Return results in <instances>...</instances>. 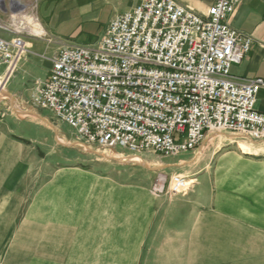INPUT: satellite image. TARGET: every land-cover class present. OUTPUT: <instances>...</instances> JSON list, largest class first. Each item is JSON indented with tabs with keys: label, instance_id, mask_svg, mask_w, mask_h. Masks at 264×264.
Returning <instances> with one entry per match:
<instances>
[{
	"label": "crops",
	"instance_id": "obj_1",
	"mask_svg": "<svg viewBox=\"0 0 264 264\" xmlns=\"http://www.w3.org/2000/svg\"><path fill=\"white\" fill-rule=\"evenodd\" d=\"M11 1L3 0L0 11L11 13ZM14 1L25 5L20 0ZM141 1L36 0L39 35L27 31L26 36H19L16 31L19 26L15 24V29L10 26L8 31L0 33L7 40L20 37L26 44L25 54L10 75L4 65L0 66V90H5L9 103L14 102L26 113L14 115L1 103L0 171L3 151L22 152L32 140L34 148L45 150V141L54 137L45 130V117L33 102L38 88L48 78L51 60L63 47L95 44L114 15L132 9ZM175 1L200 15L215 2ZM228 22L254 40L247 56L231 67L230 74L264 81V0H241ZM255 109L264 113V87L257 94ZM8 125H12L14 139L6 137L10 133ZM221 136L227 140L225 146L233 144L232 147L215 148L218 138H208L200 150L207 157L206 163L193 175L185 174L187 170L181 168L188 160H178L181 154L162 160L161 166L169 167V177L184 174L195 178L193 190L185 196H153L150 188L157 176L148 184L140 179L139 186L131 189L126 186L129 176L116 172L105 176L75 172L67 177L55 176L49 183L45 181V161H41L37 167L42 170L36 171L44 175L39 180L42 189L19 196L26 201L30 219L36 214L45 215L41 244L36 247L31 244L34 233L23 234L27 241L25 253L32 256L26 261L31 264H264V151L258 152L237 141L245 139ZM55 141L63 144L58 138ZM19 155L16 153L12 163L20 162ZM116 155L120 159L127 156ZM7 230L0 225V231ZM10 230L17 231L12 226ZM19 230L33 231L34 225L26 222ZM13 235L17 244V232ZM3 240L5 236L1 234L0 245ZM17 261L14 257L10 263Z\"/></svg>",
	"mask_w": 264,
	"mask_h": 264
},
{
	"label": "built area",
	"instance_id": "obj_2",
	"mask_svg": "<svg viewBox=\"0 0 264 264\" xmlns=\"http://www.w3.org/2000/svg\"><path fill=\"white\" fill-rule=\"evenodd\" d=\"M240 2L215 0L200 15L175 0H143L114 15L95 44L63 47L33 102L74 130L77 147H119L128 163L200 152L217 135L264 143V113L255 109L264 81L230 74L254 41L228 22ZM25 52L22 38L0 36L8 75ZM191 184L157 176L150 192L184 194Z\"/></svg>",
	"mask_w": 264,
	"mask_h": 264
},
{
	"label": "rangeland",
	"instance_id": "obj_3",
	"mask_svg": "<svg viewBox=\"0 0 264 264\" xmlns=\"http://www.w3.org/2000/svg\"><path fill=\"white\" fill-rule=\"evenodd\" d=\"M20 1L25 5H28V8L31 9L29 15L35 17L36 0ZM12 13L14 12L3 13L0 11V33L4 30L8 31L10 26L15 29L13 26L15 24V26L22 28L19 32H17V35L26 36V32L28 31L26 23L20 19L21 16L19 18L20 20L14 21L11 18ZM20 22H23L24 24L20 25ZM1 35H3V33ZM2 102L5 103L4 107L7 108L6 110L10 111L12 114H26L21 111L14 102H8L5 90H3V92L0 91V106L2 105ZM40 111L45 117V130L50 132L52 136L54 135V137L50 138L49 141H45V150L37 149L36 147L34 148L33 145L35 142L32 140L26 143L27 145L24 146V151L22 152H17L16 150H8L6 152L3 151L0 171V193L2 196L0 199V225L3 229L9 228V230L0 231V235L3 234L5 236V240H3L0 245V264H14L15 262L10 263L14 257H17L18 259L16 264H31L26 261L28 258H32V256H27L25 253L27 241L22 238L24 233H34L35 237L31 242L34 247L42 242L40 235L45 229V215L36 214L33 215V219H30V216L26 213V201L20 198L24 197L27 193H34L35 191L42 189L43 184L39 180L44 175L41 171H36L37 169L42 170L40 166L37 167V164H40L41 161H45V181H48L49 183L55 176L67 177L75 172L82 174H98L100 176L116 172V174L122 173L129 176V179L126 181V186H129L132 189L139 186L140 179H144L146 184H148L155 176H162L168 180L170 174L168 170L169 167L161 166L162 160H165L168 156L145 153L141 156V162L128 163L124 162L118 155H116V153H126L119 147L115 148L112 152L99 149L86 151L80 147H76L73 144L75 142L74 130L68 125L57 120L49 110L40 109ZM8 130L10 133L7 134V139H14L15 137L12 135V125H8ZM225 137L232 140L238 138L232 136V134H226ZM56 138L61 140L65 145L60 142H56ZM217 138V142L213 145V147H221L222 149L232 147L233 144L225 146L227 140L224 136L219 137V135H217ZM237 141L244 142L246 146L256 149L258 152L264 151V145L254 144L246 140ZM16 153L17 155L20 154V162L12 163L11 160L15 157ZM202 154V151H194L192 153L181 154L178 157V160L188 159L185 164L181 166V168L185 167L184 169L187 170L185 174L193 175L195 172L202 170V166L207 160V157H204ZM178 175L185 176L184 174ZM32 178L35 180L31 181ZM189 178L192 180V184L188 191L184 194L173 195V197L185 196L193 190V186L195 185L193 179L195 178ZM33 205H35V203H33ZM15 210L19 212H13ZM168 213L169 212H166L165 214L168 216ZM26 222H31L34 225L33 231L21 232V230H19ZM11 226L17 231H11ZM35 229L37 230L35 231ZM16 232L18 234L17 244L13 242L15 239L13 234ZM11 248H14L15 250L10 251Z\"/></svg>",
	"mask_w": 264,
	"mask_h": 264
},
{
	"label": "bare ground",
	"instance_id": "obj_4",
	"mask_svg": "<svg viewBox=\"0 0 264 264\" xmlns=\"http://www.w3.org/2000/svg\"><path fill=\"white\" fill-rule=\"evenodd\" d=\"M23 6L24 7L22 9L18 10V12L12 13L11 18L14 21L21 19L24 23H26L27 28H28V32H30L32 34L39 35L41 33V29H40V26L38 24L36 17L29 15V12L31 11V9L28 8V5H23ZM20 16H21V18H20ZM23 22H20V25H23L24 24ZM21 29L22 28L17 27L16 31H20ZM0 91L2 92V90H0Z\"/></svg>",
	"mask_w": 264,
	"mask_h": 264
},
{
	"label": "water",
	"instance_id": "obj_5",
	"mask_svg": "<svg viewBox=\"0 0 264 264\" xmlns=\"http://www.w3.org/2000/svg\"><path fill=\"white\" fill-rule=\"evenodd\" d=\"M0 4H3V0H0ZM24 6L20 5L18 2L12 0L9 4V8L12 12L16 11V10H20L22 9Z\"/></svg>",
	"mask_w": 264,
	"mask_h": 264
}]
</instances>
